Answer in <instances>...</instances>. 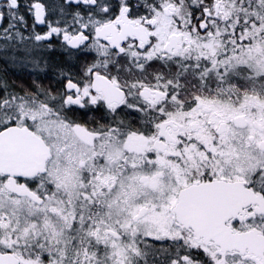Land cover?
<instances>
[{"label": "snow or ice", "instance_id": "obj_1", "mask_svg": "<svg viewBox=\"0 0 264 264\" xmlns=\"http://www.w3.org/2000/svg\"><path fill=\"white\" fill-rule=\"evenodd\" d=\"M0 264H264V0H0Z\"/></svg>", "mask_w": 264, "mask_h": 264}]
</instances>
